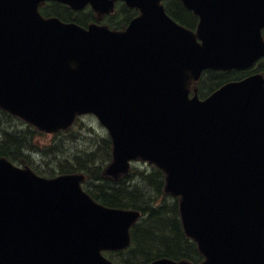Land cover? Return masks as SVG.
Returning a JSON list of instances; mask_svg holds the SVG:
<instances>
[{"label":"water","instance_id":"obj_1","mask_svg":"<svg viewBox=\"0 0 264 264\" xmlns=\"http://www.w3.org/2000/svg\"><path fill=\"white\" fill-rule=\"evenodd\" d=\"M42 1L0 0V107L48 132L94 113L112 138L106 173L133 159L161 168L201 264H264L263 81L188 96L203 68L259 54L264 0H182L200 18L196 34L160 0H124L141 12L125 32L42 19ZM57 1L106 12L115 0ZM83 178H42L0 157V264H115L101 251L128 246L139 214L97 203Z\"/></svg>","mask_w":264,"mask_h":264},{"label":"trees","instance_id":"obj_2","mask_svg":"<svg viewBox=\"0 0 264 264\" xmlns=\"http://www.w3.org/2000/svg\"><path fill=\"white\" fill-rule=\"evenodd\" d=\"M175 3L184 14L178 2ZM52 9L53 14L63 17L64 10L59 5ZM69 12L76 21L84 22L85 15ZM70 14L66 11L65 19H72ZM174 16L185 17L180 14ZM187 17L193 18V15L188 14ZM185 22L192 24L191 20ZM225 78L219 73L207 75L210 88ZM43 135L36 128L0 109V155L18 164L30 165L43 175L83 172L87 177L86 190L94 199L107 206L135 208L142 212L143 218L133 228L132 247L126 252L109 253L112 259L126 264L149 261L157 256L186 258L194 262L201 260L196 245L184 235L177 201L163 191L164 175L159 169L154 166L144 169L135 167L121 180L114 181L103 173L111 158L108 136L101 137L89 146H76L70 150L65 143L77 141V134L66 136L58 133L48 144H40L38 139ZM83 138L80 135V140Z\"/></svg>","mask_w":264,"mask_h":264},{"label":"rangeland","instance_id":"obj_3","mask_svg":"<svg viewBox=\"0 0 264 264\" xmlns=\"http://www.w3.org/2000/svg\"><path fill=\"white\" fill-rule=\"evenodd\" d=\"M83 121H84V124L92 128V133L91 134L87 133L86 139H81L78 141H69L67 145L70 150H74L73 148L76 146H89L92 140H96V139H99L100 137L105 136L104 129L100 127V125L98 124V122L96 121L94 117L93 118L85 117ZM80 132H83L82 129H80ZM49 140H51V135H48L45 139L41 138V142H46Z\"/></svg>","mask_w":264,"mask_h":264}]
</instances>
